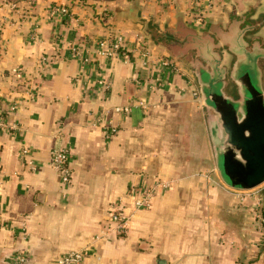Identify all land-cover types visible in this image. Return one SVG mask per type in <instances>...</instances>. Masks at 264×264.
Returning a JSON list of instances; mask_svg holds the SVG:
<instances>
[{
	"label": "crops",
	"instance_id": "1",
	"mask_svg": "<svg viewBox=\"0 0 264 264\" xmlns=\"http://www.w3.org/2000/svg\"><path fill=\"white\" fill-rule=\"evenodd\" d=\"M224 1L206 13L200 28L185 21L187 0H44L20 13L19 27L2 29L0 264L19 250L25 264H54L76 248L86 250L81 264H264V228L254 230L251 214L257 194L237 204L206 178V113L192 93L187 61L175 51L190 33L213 38L212 28L224 50L235 32L249 49L264 48V0ZM50 2L66 4L75 22L47 17ZM1 15L18 19L3 6ZM156 29L175 38L166 43ZM116 32L128 47L140 34L152 58L142 62L130 53L123 62L89 53L96 38ZM70 46L79 48L77 55H69ZM54 51L63 55L38 62L41 53ZM161 57L178 69L162 65ZM14 65L23 81L10 75ZM28 81L31 100L24 97ZM123 105L127 110L115 109ZM53 147L69 152L66 183L49 166ZM153 178L169 185L132 213L125 232L102 230L107 203L120 196L129 211L130 190ZM255 189L264 209V184Z\"/></svg>",
	"mask_w": 264,
	"mask_h": 264
},
{
	"label": "water",
	"instance_id": "2",
	"mask_svg": "<svg viewBox=\"0 0 264 264\" xmlns=\"http://www.w3.org/2000/svg\"><path fill=\"white\" fill-rule=\"evenodd\" d=\"M189 36L206 38L195 33ZM227 38L225 49L234 56L227 73L235 86V96L223 89L227 69L220 62L219 41L207 38L204 54L189 42L183 50L194 48L202 59L196 58L191 74L195 76L200 103L206 111V126L219 174L228 185L246 189L264 181V91L259 85L257 63V57L264 55V48L249 49L238 32L228 34Z\"/></svg>",
	"mask_w": 264,
	"mask_h": 264
},
{
	"label": "built area",
	"instance_id": "3",
	"mask_svg": "<svg viewBox=\"0 0 264 264\" xmlns=\"http://www.w3.org/2000/svg\"><path fill=\"white\" fill-rule=\"evenodd\" d=\"M225 2L224 0H187V8L184 11L185 13V21L193 27L200 28L204 23L206 13L217 3ZM7 9V11H13L17 14V18H11L8 15L0 16V39L2 34V29L5 27H19L21 19L20 9L15 4V2L6 1L0 4ZM47 17L53 18L57 21L58 24H63L67 22V20H71L75 22L74 18H72L69 7L60 2H50L45 6ZM6 17V20H5ZM36 28L32 27L29 37L32 40L36 39ZM134 41L137 42L132 47H128L126 44V40L124 39L121 33H108L101 37H98L94 41L93 48H89V53L97 54V55H107L121 58L123 62H127L130 59V53H137L142 57V62H145V59H150L152 56L150 55L147 47L142 43L140 34L134 35ZM79 52V48L76 46H70L68 49L69 55H77ZM63 55L60 52H51L49 55L46 53H41L37 60H47L54 59ZM82 61L87 60V56H81ZM160 63L164 66H168L173 70H177L178 67L170 58L161 57L159 59ZM9 73L16 79L21 81L24 80L23 71L18 65L11 66L9 69ZM98 82L102 86H106L108 81L102 80V78L98 79ZM193 95L198 97V89L194 86ZM24 94L26 99H33L35 92L32 81H28L26 87L24 89ZM13 106H10L12 109ZM127 106H115L116 110H127ZM114 127H110L107 133L114 131ZM28 152V148L25 146L20 148V153L25 154ZM48 162L49 166L56 173L59 179L66 183L70 179L71 169L69 165L70 155L65 147L60 148H50L48 150ZM27 166L34 170L36 169V164L27 159ZM169 185V180L153 178L151 182L134 186L130 190V201H129V211L124 210V204L122 198L120 196L115 199L109 201L107 206L105 207V221L106 226H103L102 230H112L115 234L121 235L125 232L130 216L132 213L139 208H147L151 205L152 197L157 188H166ZM239 195V194H238ZM259 219L261 221V226L263 222V216L260 214ZM263 229V226H262ZM86 253V250L83 248L70 249L62 255L57 256L54 259V264H81L82 257ZM26 255L23 251L19 250L17 252L9 254L3 261L2 264H25Z\"/></svg>",
	"mask_w": 264,
	"mask_h": 264
},
{
	"label": "rangeland",
	"instance_id": "4",
	"mask_svg": "<svg viewBox=\"0 0 264 264\" xmlns=\"http://www.w3.org/2000/svg\"><path fill=\"white\" fill-rule=\"evenodd\" d=\"M6 1L15 2V4L18 6V9L21 8L20 11L24 12V11H30V10L36 8L37 6L42 5L44 0H0V4L3 2H6ZM152 36L153 35H151V37ZM189 50L191 52L192 50H194V48H192V50L187 49V51H189ZM221 52L223 53V55L220 57V62H221V64H223L226 67V69H228L230 62L232 61V57H231L230 53H228V55H224L225 54L224 48L222 50H220V53ZM259 67H260L259 85H260L261 89L264 91V59L259 61ZM188 69H190V70L192 69L190 67V65H188ZM190 81L195 85L196 88H198L195 76L192 74L190 75ZM224 82H225V85L223 87L224 92L230 96H235V86L232 83V81L230 80V78L228 77L227 72L224 76ZM198 96H200V94H198ZM205 113H206V111H205ZM206 129H207V126H206ZM207 136H208V142H209V146H208L209 156L206 159V163H207L206 166L208 168L207 173H209V174L211 173V175L206 173L205 174L206 178H208V180L211 182L212 185L219 186L223 189V191L227 192V194H229V196L232 197V199H234V201L238 202L237 204L242 205V202L246 196H252L254 193L257 194L256 197L252 196L253 200H254L253 212H251L252 222L254 224V230L258 231L259 233H262L263 229L261 226V221L259 219V216L261 214L262 203L260 202L261 198H260V195L258 193L259 191H255L256 190L255 188L264 184V181H262L261 183L255 185L253 187L246 188V189L235 188V187L228 185L220 176L218 168L216 166L213 146H212V143H211V140L209 137L208 129H207Z\"/></svg>",
	"mask_w": 264,
	"mask_h": 264
},
{
	"label": "flooded vegetation",
	"instance_id": "5",
	"mask_svg": "<svg viewBox=\"0 0 264 264\" xmlns=\"http://www.w3.org/2000/svg\"><path fill=\"white\" fill-rule=\"evenodd\" d=\"M204 28V27H203ZM202 28V29H203ZM156 34H157V36L159 37V39H162L163 41H165L166 43L168 42V41H171V40H173L175 37L172 35V34H170V33H168L167 31H164V30H157L156 29ZM210 34L213 36V38L212 37H206V38H204V40H202V39H196V38H190V39H188V40H186L185 42L187 43V41L188 42H190L189 44H191V45H196L197 47H198V50H199V52L200 53H202V54H204L203 52H204V50H205V43L207 44L208 43V39H212V41L213 42H217L216 41V39L218 38V35L217 34H219V32H218V30L217 29H211V31H210ZM216 35V36H215ZM208 38V39H207ZM150 39V38H149ZM196 43V44H195ZM192 50V49H191ZM217 50V49H216ZM219 51H220V49H218ZM175 51L176 52H178V53H182V56H184V59L187 61V63H188V65H190V67L192 68V64H195V62H196V58H198V59H200V60H202L199 56H197V54L195 53V49L194 50H192L191 52H190V50L189 51H185L184 52V50H183V47H178V48H176L175 49ZM232 60H233V58H232ZM228 71V69L227 70H225V74H226V72Z\"/></svg>",
	"mask_w": 264,
	"mask_h": 264
},
{
	"label": "trees",
	"instance_id": "6",
	"mask_svg": "<svg viewBox=\"0 0 264 264\" xmlns=\"http://www.w3.org/2000/svg\"><path fill=\"white\" fill-rule=\"evenodd\" d=\"M261 214H262V216H263V218H264V209H263V208H261ZM262 226H263V228H264V219H263V222H262Z\"/></svg>",
	"mask_w": 264,
	"mask_h": 264
}]
</instances>
